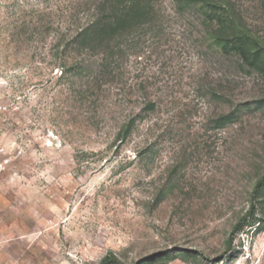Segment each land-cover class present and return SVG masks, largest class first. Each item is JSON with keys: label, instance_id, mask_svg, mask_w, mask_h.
Returning a JSON list of instances; mask_svg holds the SVG:
<instances>
[{"label": "rangeland", "instance_id": "374dc122", "mask_svg": "<svg viewBox=\"0 0 264 264\" xmlns=\"http://www.w3.org/2000/svg\"><path fill=\"white\" fill-rule=\"evenodd\" d=\"M101 1L0 0V264H264V74L149 0L93 75ZM228 1L264 42V0Z\"/></svg>", "mask_w": 264, "mask_h": 264}, {"label": "trees", "instance_id": "16d2710c", "mask_svg": "<svg viewBox=\"0 0 264 264\" xmlns=\"http://www.w3.org/2000/svg\"><path fill=\"white\" fill-rule=\"evenodd\" d=\"M190 1L194 4L201 1L206 6L201 12V23L207 27L205 40L214 45L222 56H237L241 65L264 74V42L246 27H241L239 18L230 12L228 0ZM123 2L124 0H102L97 13L75 34L74 43L83 47L87 53L99 56L102 61L93 75L107 67L109 58L125 55L126 49L122 42L127 33L153 18L154 10L149 0ZM200 7L202 8V4ZM112 40H118L116 50L110 44ZM83 69L82 64L76 66L77 71ZM63 73L62 71L61 74ZM147 105L152 107L154 103L149 101ZM143 112L144 109H140L135 116L143 118ZM122 128L125 133L129 132L127 124Z\"/></svg>", "mask_w": 264, "mask_h": 264}]
</instances>
